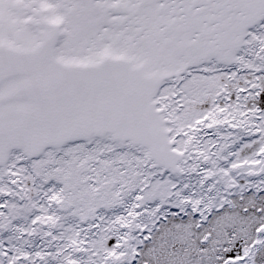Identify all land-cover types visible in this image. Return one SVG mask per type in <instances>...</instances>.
I'll list each match as a JSON object with an SVG mask.
<instances>
[{"label": "snow or ice", "instance_id": "1", "mask_svg": "<svg viewBox=\"0 0 264 264\" xmlns=\"http://www.w3.org/2000/svg\"><path fill=\"white\" fill-rule=\"evenodd\" d=\"M0 264H264V0H0Z\"/></svg>", "mask_w": 264, "mask_h": 264}]
</instances>
